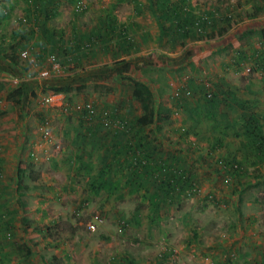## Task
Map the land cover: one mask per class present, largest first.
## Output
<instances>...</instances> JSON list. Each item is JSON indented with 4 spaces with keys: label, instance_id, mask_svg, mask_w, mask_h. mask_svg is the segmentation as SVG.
<instances>
[{
    "label": "rangeland",
    "instance_id": "374dc122",
    "mask_svg": "<svg viewBox=\"0 0 264 264\" xmlns=\"http://www.w3.org/2000/svg\"><path fill=\"white\" fill-rule=\"evenodd\" d=\"M162 1L57 0L52 5L51 0H0V218H15L30 238L44 231L41 239L25 238L32 253L27 260L15 256L16 264H37L34 255L38 264L52 255L61 264H264V152L257 155L248 125L255 122L264 134V60L259 59L264 46L256 34L243 48L227 41L237 29L264 27V12L243 18L235 6L238 0L213 11L201 9L203 0ZM253 1L239 2L250 12ZM113 5L139 7L133 20L138 28H149L152 21L156 25L149 36L138 29L133 38L106 31L100 47L104 55L89 61L87 53L96 40L101 43L95 36L101 25L96 16ZM229 14L234 28L219 37H198L222 29ZM88 33L93 34L85 40ZM21 48L27 57L20 56ZM51 55L58 67L54 70ZM135 60L145 66L138 67ZM23 65L27 68L21 74ZM207 77L213 87L210 98L204 95ZM132 79L151 89L158 107L169 109V119L159 128L153 119L138 123L141 109L131 93ZM89 82L112 87L99 92L88 89ZM171 83L179 86V95L172 94ZM19 84L20 102L9 101L6 93ZM49 84L75 87L62 94L65 107L42 102L51 92ZM86 102L94 113H118L127 128L86 131L88 120L82 107H75ZM44 116L47 139L37 129ZM148 128L156 138L145 136ZM183 137L194 144L193 152L202 154L201 160L181 149ZM138 138L152 165L166 161L168 167L131 185L125 182L130 168L124 162L132 160L124 145ZM22 158L24 163H18ZM219 158L237 162L243 175L217 170ZM114 159L120 164L114 165L112 179L119 185L96 191L99 168L104 171ZM19 167L35 176L22 178L21 195L13 178ZM180 170L188 179L167 187L165 180H176ZM21 199L26 200L23 208ZM33 222L38 224L31 228ZM249 228L263 234L245 239ZM7 241L11 253L9 245L18 238ZM165 250L170 252L164 255Z\"/></svg>",
    "mask_w": 264,
    "mask_h": 264
},
{
    "label": "trees",
    "instance_id": "16d2710c",
    "mask_svg": "<svg viewBox=\"0 0 264 264\" xmlns=\"http://www.w3.org/2000/svg\"><path fill=\"white\" fill-rule=\"evenodd\" d=\"M53 1L52 5H55L57 0H51ZM32 5V4H31ZM34 5V4H33ZM264 12V0H257L253 1V5H252V9L250 12H248L247 10L244 9H239L238 13L242 15L243 18H255L258 16V12ZM201 16V15H200ZM230 17V18H229ZM228 19L226 20V24L224 26L223 29L220 30H214V29H210V30H205L204 33H201L200 36H198L199 38H210V37H216V36H220L223 34V32L225 30H228L229 28H232L236 21H232L231 16L229 14ZM258 35L261 40H262V44L264 46V27L261 26V28L259 29H253V28H246L244 29L242 32H240L239 34V42L241 47L243 48L244 46V42L247 43L250 41V37L251 35ZM12 49H14L12 47ZM11 49V50H12ZM242 52V50H241ZM5 55V54H4ZM238 60V59H237ZM11 62L13 64L17 63V58H13L11 59ZM236 72H238L240 65L239 63L236 64ZM18 67V66H17ZM27 68V65H23L21 67V74L23 71H25V69ZM132 96L134 97V99L138 102L139 107L141 109V114H140V118H138V123H145V121H150L151 119H153L156 123V127L159 128L160 127V123L162 121H164L165 119H169L167 117H169V114L166 112H170L169 109H165L162 110L160 107H158L159 105L156 103V99L155 96L153 95V92L151 91V89L141 80H137V79H132ZM88 87V89L90 90H95V91H99V92H103V91H109L111 89V85L109 83L106 82H89L86 85ZM47 88H50L52 93H66L68 91H72L75 90V87L73 86H69L67 84H63V85H52L49 84ZM22 93V86L20 85H16L15 87H13L12 89H10L7 94H6V98L11 100L12 102L15 103H19L20 102V95ZM181 93L180 88L178 87V95ZM69 95L66 96V99L69 100ZM65 107V106H62ZM81 115L84 116L85 118L88 115V111L85 109V107L81 108ZM92 115V120H88V126L89 127H85V130L90 132V129H96L97 126H102L99 123V119L98 116L95 115L93 112H91ZM45 118L42 117L40 119V121ZM125 122V121H124ZM249 130L251 135L254 138V144H255V148L257 150V155H261L262 152H264V134L261 133V131L259 130L258 125L253 122V121H249ZM104 127H109L112 128L111 126H104ZM103 127V128H104ZM127 128V124L126 122L123 124L122 127H118L116 128L117 130L115 131H120L122 129H126ZM114 129V127L112 128ZM146 137L150 138V139H154L156 138V134L154 129L152 128H148L147 130V135H145ZM138 141L135 142L133 145L131 144H126L124 145L125 148V154L126 155H130L131 157V162L132 163H125L126 167H129L130 170L127 172L126 177L128 176V180L125 179V182H130L131 185H139L141 183L142 180L146 179L148 175H155L156 172H162L164 169H166L168 167V164L166 161H163L162 164L157 165V164H151V158L147 155V152H142L143 151V146L145 144L144 141H141L140 138L137 139ZM181 140L183 141L182 143H180V147L181 149H183L187 154H197L195 155L198 160L202 159V154H198L193 152L194 150H192L193 147V143L190 140H187L183 137L181 138ZM109 144L114 145V143L109 142ZM197 148V146H195ZM122 148V146H121ZM31 153V150H29ZM32 158V156H31ZM221 159V165L220 167H216L217 170H221L223 169V172H225L227 175L229 174H235L239 177L242 176L243 173H241V167L240 165L231 160L228 159L227 161L223 162V160L225 158H219ZM153 162V161H152ZM207 165V162H205ZM115 164H120L118 163L117 160H112V164L106 163L104 166H106L104 171H101L102 168H99L98 170V181H97V186H95V190L97 191L98 189L102 188V189H106L108 188V190L113 189L115 186L117 187V185H119V181L118 180H114L112 179L113 176V172H114V165ZM122 164V163H121ZM118 165H115V167L117 168ZM215 168V167H214ZM215 168V170H216ZM107 169L109 170V173H105L107 171ZM112 170V172H110V170ZM15 173L13 174V178L15 180V187H16V192L18 193V195H21L23 193V191L19 188L22 178L23 177H30L31 178H35V176L33 177V175L30 172H26L23 169H21L20 167L15 169ZM154 172V174H153ZM167 172V176H168V170ZM181 173H177L180 177L182 178H177L176 180H172L171 178H165V182L167 184V187L169 185H174L176 184V186H181L180 184L185 182L188 179V175H186L182 170H180ZM105 173V174H104ZM104 174V175H103ZM125 177V178H126ZM173 181V182H172ZM165 184V185H166ZM164 192H166V188H164L163 190ZM22 207H24L26 205V200L21 199L20 200ZM140 206H138L139 208ZM25 209V208H24ZM263 245L262 248H264V243H262ZM15 248H16V252L18 253L19 256L22 257H26L27 255H29L31 253V249L27 246L26 244V240H21L18 241L15 244ZM170 252V250H165L164 251V255H167ZM52 260V261H51ZM51 260L50 261H42L43 264H61L60 261H58L56 259V257L54 255L51 256ZM114 260V258H113Z\"/></svg>",
    "mask_w": 264,
    "mask_h": 264
},
{
    "label": "crops",
    "instance_id": "0c3cea01",
    "mask_svg": "<svg viewBox=\"0 0 264 264\" xmlns=\"http://www.w3.org/2000/svg\"><path fill=\"white\" fill-rule=\"evenodd\" d=\"M181 1H183V0H181ZM185 1V0H184ZM231 1H233V0H207V1H205V0H203L202 2L203 3H205L206 5L205 6H202V8L201 9H208V10H210V9H212V11L213 10H215V9H217V7L218 6H221V7H223L224 9H225V7H227V5L228 6H230V7H233V5H232V3H231ZM240 0H238V2L237 3H235V6H236V8H237V10L239 11V9H244V8H246L245 6H244V4H243V2H239ZM115 2V1H114ZM113 2V3H114ZM162 3L163 4H167L168 3V0H163L162 1ZM210 3H213L212 4V7H211V4ZM210 4V6H208ZM244 7V8H243ZM104 8V7H103ZM137 8H139V7H137ZM137 8L134 10H132V8H130L129 10H123V9H117L116 8V6H111V7H109L108 9H106V11L105 12H102V13H100V14H97V16L96 17H98V19L101 21V22H99V23H101V25H99L98 24V27L96 26V28H95V31H96V37L98 38V39H100L101 40V43L100 42H98L97 40H96V44H95V46L93 47V49H92V52H90V53H87L88 55H86V57H89L88 59H89V61L90 60H93L94 58L95 59H99V58H101L102 57V55H104V52L105 51H103V49L102 48H104V47H102V48H100L101 46H102V44L103 43H105V41H106V37H105V32L106 31H110V30H112L113 32H120V33H123V34H125V35H127V38H133L134 36L133 35H137L136 34V31L138 30V29H142V31H144V35H150V29L154 26V25H156V22L155 21H152L151 22V25H150V27L148 28H144V27H140V28H138L133 22V20H135V16H134V14H135V12L137 11ZM220 8V7H219ZM105 9V8H104ZM194 9V8H193ZM196 9V11L199 13L200 12V8H195ZM199 9V10H198ZM244 10H246V9H244ZM202 11V10H201ZM211 11V10H210ZM223 11V10H222ZM211 13V12H210ZM211 14H213V13H211ZM119 17L121 18L120 20H119ZM216 20V19H215ZM245 20V19H244ZM243 20V21H244ZM33 23L34 24H38L39 23V21H38V19H36V18H33ZM212 23V22H211ZM236 24V23H235ZM212 25V24H211ZM115 27V28H114ZM235 27V25L232 27V28H234ZM118 28H120V31H117L118 30ZM224 28V27H223ZM222 28V29H223ZM232 28H229L230 30L232 29ZM253 28H256V27H253ZM228 29V30H229ZM245 29V28H244ZM244 29H241V30H235V33H234V36H233V38L231 39V40H227L232 46H236V45H239L240 47H241V45H240V42H239V39H238V37H239V34H240V32H242ZM257 29H259V28H257ZM214 30H216V29H214ZM217 30H220V28L219 29H217ZM225 31H227V30H225ZM224 31V32H225ZM224 32H223V34L222 35H224ZM230 32H234V30H232V31H229V33ZM92 34L93 33H88V35H84V39L85 40H88V38L90 37V36H92ZM97 34H102V35H97ZM236 34V35H235ZM148 35V36H149ZM222 35H220V36H222ZM216 37H219V36H216ZM98 43H100V44H98ZM248 42L247 43H245L244 42V47H246V46H248ZM156 45H152L151 44V48L152 47H155ZM113 48H116V46L115 47H113ZM126 50H129V49H126ZM144 62H143V60L142 61H139V60H135V64L138 66V67H140V68H142V67H144L145 65L143 64ZM259 64V63H258ZM258 64H257V66H258ZM20 86H21V84H19ZM177 87H179L178 85H177ZM212 90H213V87H212ZM7 94V93H6ZM7 100V99H6ZM9 100V99H8ZM9 101H11V100H9ZM56 107H58V106H56ZM113 128V127H112ZM114 130H117L116 128H114ZM18 144V145H17ZM19 144H21V142L20 141H17L16 143H15V145H17V147H16V150H18L17 152L19 153V151H20V149H21V145H19ZM18 163H20V164H23L24 162H23V158L21 159V160H19L18 161ZM19 164V165H20ZM2 186H3V184H2ZM19 204H21V202L19 201ZM22 205L23 204H21V207H22ZM23 208V207H22ZM2 218H0V264H16L15 262H16V260H13V258L15 257V256H17L20 260L23 258L22 256H19L18 255V253L16 252V248H15V245L12 243V244H10L9 246H12L13 245V248H12V251H11V253H9V250H8V239L9 238H11V239H14V238H18V241H21V240H26V239H31V238H34V239H37V237L39 238V239H41V238H43L44 237V235H42L43 234V230H41V231H37V233H35V234H37V235H34V236H32L31 238L30 237H27V234L29 233V231H27V230H25L24 228H21L20 229V226H17V225H15L14 223L16 222L15 221V218H9V220H7V222L6 221H4V220H1ZM25 219V217H22L21 218V221L23 222V220ZM20 222V221H19ZM18 224H20V223H18ZM36 224H38V223H32V224H30V225H33V226H31V228H33ZM257 225V224H256ZM246 226L248 227V225L246 224ZM250 227V226H249ZM19 230L21 231V232H19ZM47 229L45 228V231H46ZM253 230V231H252ZM264 232V231H263ZM27 233V234H26ZM16 234H17V236H16ZM248 237H245V239H247V238H249V237H251L252 239H255V238H257L258 237V235H261V234H263V233H258V231L256 232L253 228H249V231H248ZM31 235V234H30ZM257 236V237H256ZM262 236H264V234L262 235ZM26 238V239H25ZM17 241V242H18ZM16 242V243H17ZM15 243V244H16ZM26 244H27V246L31 249V247H30V245H29V243H28V241L26 240ZM253 244V243H252ZM248 245H251V243H249ZM31 253H32V249H31ZM31 253L29 254V255H31ZM29 255H27L26 257H25V259L27 260V259H29V258H27V257H29ZM34 257H35V260H34V263H39V262H36V261H39V259H38V257L36 256V255H34ZM40 258V257H39ZM14 262V263H13ZM30 262H32V260L30 259ZM41 264H43V262L41 263Z\"/></svg>",
    "mask_w": 264,
    "mask_h": 264
},
{
    "label": "built area",
    "instance_id": "2783aa9c",
    "mask_svg": "<svg viewBox=\"0 0 264 264\" xmlns=\"http://www.w3.org/2000/svg\"><path fill=\"white\" fill-rule=\"evenodd\" d=\"M82 7H83L82 5L78 6V8H82ZM19 54H20L21 57H27V55H28L27 49L26 48H21L20 51H19ZM50 58H51L50 61H52L51 63H53L52 64V69L53 70L57 69L58 67L55 65V57L53 55H51ZM261 58H262L261 61H263L264 60V56L261 55L259 57V59H261ZM246 70H249V67H246ZM235 73H238V72H236V70H235ZM44 74H46V71H42L40 73V75H44ZM203 82H204V85H205L204 95L207 98L212 97L213 90H212V88L210 86V84L212 83L211 79L209 77L204 78ZM170 86H171L172 94L173 95H177L178 94V87L174 83H171ZM42 102L51 104L52 106H58V107L59 106L62 107L64 105V103L62 101V94L61 93H52V92L45 93V95L42 97ZM75 107L77 109L81 108V107H85V109L88 111V115H87L86 118L88 120H92L91 112H93V108H92V105L90 103L86 102V103H84L82 105L81 104H77V105H75ZM94 114L98 116L99 123L102 125V127L111 126V127H114V128H118V127H122L123 124H124V120L120 117V115L118 113H115L114 111L112 113H108V112H106V110H104V111H101L100 113L96 112ZM37 129H38L39 135L43 139L49 138V136H50V128H49V121H48L47 117H45L41 121H39V123L37 125ZM31 155H34L33 152H31ZM95 219H96V217H95ZM88 226H89L90 230H93V228H95V224L93 222L89 223Z\"/></svg>",
    "mask_w": 264,
    "mask_h": 264
}]
</instances>
